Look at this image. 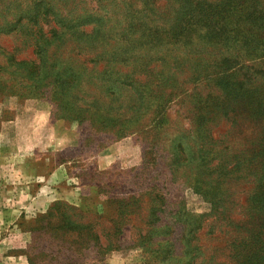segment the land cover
<instances>
[{
  "label": "rangeland",
  "instance_id": "374dc122",
  "mask_svg": "<svg viewBox=\"0 0 264 264\" xmlns=\"http://www.w3.org/2000/svg\"><path fill=\"white\" fill-rule=\"evenodd\" d=\"M257 2L0 0V67L45 66L0 75V264L55 202L110 224L103 264H264Z\"/></svg>",
  "mask_w": 264,
  "mask_h": 264
},
{
  "label": "trees",
  "instance_id": "16d2710c",
  "mask_svg": "<svg viewBox=\"0 0 264 264\" xmlns=\"http://www.w3.org/2000/svg\"><path fill=\"white\" fill-rule=\"evenodd\" d=\"M249 3L238 2L237 6L243 8V13H246V5ZM259 2L251 3L255 8L254 15L247 18L253 23V27L264 30V6L260 7ZM234 6L231 4L229 12H234ZM243 15V16H244ZM34 51V50H33ZM31 52V58L41 56V53ZM8 60L14 64L10 67H0L1 71L13 76H33L40 73L45 66L34 61H25L24 59L15 63L16 52L8 53ZM42 61V60H41ZM151 218L155 216V211L149 210ZM160 220L153 219L152 222L146 220L147 230L139 236L140 247L150 250L152 247L157 251L161 245L157 243L161 240L162 233L156 232V229H163L165 226H156ZM153 229V230H150ZM30 232L34 234L35 240L32 241L31 248L42 246L40 251V260L28 254L27 260L30 264H43V262H51L58 260L60 264H103V256L110 251L116 250L117 246L113 241L111 226L102 219L86 213L78 211L66 203L55 202L49 206L48 210L39 216L35 224L30 228ZM164 241V240H163ZM162 240L160 242H163ZM48 259V260H47Z\"/></svg>",
  "mask_w": 264,
  "mask_h": 264
}]
</instances>
